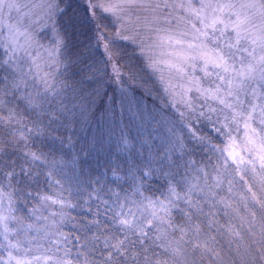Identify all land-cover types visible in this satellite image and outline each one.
Listing matches in <instances>:
<instances>
[{"label": "snow or ice", "instance_id": "snow-or-ice-1", "mask_svg": "<svg viewBox=\"0 0 264 264\" xmlns=\"http://www.w3.org/2000/svg\"><path fill=\"white\" fill-rule=\"evenodd\" d=\"M0 264H264V0H0Z\"/></svg>", "mask_w": 264, "mask_h": 264}]
</instances>
